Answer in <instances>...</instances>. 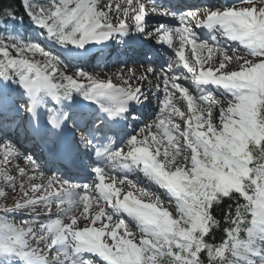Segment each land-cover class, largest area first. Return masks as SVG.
I'll return each mask as SVG.
<instances>
[{
  "label": "snow or ice",
  "instance_id": "6c2138e0",
  "mask_svg": "<svg viewBox=\"0 0 264 264\" xmlns=\"http://www.w3.org/2000/svg\"><path fill=\"white\" fill-rule=\"evenodd\" d=\"M244 2L249 7H235L204 14L189 13L187 23L199 26L206 17L209 27L219 25L229 38L251 48L252 53L249 56L255 57V60L245 59L244 56H228L226 50L198 44L191 37L189 26L179 29L180 46L176 51L179 63L195 78L229 90L235 97L227 114L221 109L222 130L217 131L211 123V114L220 103L217 99L212 95L203 98L206 105L204 111L207 113V118H204L187 90L175 80L163 75L161 80L166 89V99L159 120L153 124L163 134L158 139L156 136L150 138L144 135L142 130L141 140L137 138L130 140L126 145L127 151L122 149L115 154L117 157L130 159L142 165L146 174L178 199L180 202L178 218L173 219L169 211L158 201L144 202L133 192H128L121 200L120 190L115 188V179L105 188L106 175L101 169H96L98 185L91 187L85 185V193L76 198L74 203H79L83 197L85 203L81 215L84 219L90 220L91 225H95L105 216L108 223L101 224L100 228L86 225L79 229L74 227L78 223V218L70 216L71 222L67 224L56 219L38 225L42 234L37 238L35 230L28 226L33 223L31 221H22L21 225H16L0 220V264H4L2 257L9 256L18 257L27 264H49V256L41 254L43 251L39 247L41 244L51 254V264H56L60 257L52 254L53 249L65 246L69 241H75L80 248L98 254L108 264H202L201 253H206L209 258L216 260L223 259L229 252L237 255L242 247L247 250V246L239 238L246 214L251 213L253 218L254 227L248 230L250 238L254 236L255 228L264 230V87L261 86L264 83V0H260L259 5L257 0ZM126 3L132 5L133 0H126ZM112 11L111 5H108V11L100 10L96 0H59L53 11L31 9L29 15L40 27L46 29L51 37L62 34L63 39H57L60 43L65 44L67 41L68 44L83 48L91 41L107 40L112 32L127 28L123 20L118 26L113 25L109 17ZM151 12H155V9H151ZM123 15L125 17L129 15L128 8L123 9ZM132 15L135 24L141 26L146 17L144 4H139ZM158 42H167L171 45L172 35L165 32L159 37ZM189 45L194 59L185 55V49ZM9 47L15 49L17 56L21 58L17 59L10 55ZM34 47L37 45L15 43L9 45L0 42V76L17 75L33 97H38L42 92L54 95L61 88L64 95L83 89L89 99L108 98L113 101L115 109L108 108L105 111L114 117L119 111H123L125 99L135 100L141 92L140 87H132L128 80L124 81L123 86L118 87L111 81H99L83 71L77 72V76L79 80H86L87 84L78 82L74 77L57 76L58 69L54 65L50 67L39 61L24 58V54ZM40 51L49 55L38 46L37 52ZM205 52L208 53L207 56L204 55ZM217 52L223 53L219 68H205V64L210 62L212 55ZM234 58L241 62L239 70L224 72ZM148 71L153 73L154 69L149 67ZM57 78L66 80L67 83H54ZM180 100L187 101V111L192 113L191 116L186 118L185 113L176 106ZM174 115L185 120L187 125L185 130L181 131L180 125L173 123ZM236 130L244 134L243 139L237 138ZM202 131H207L208 135H203ZM173 132L176 133L175 136ZM248 133L252 135L249 136ZM236 145L243 150L242 154ZM3 149L4 155L0 158V165L13 162L9 161V156L14 155L11 146H3ZM185 150L192 154L191 167H186L185 164L169 172L167 166L157 159L161 155L175 159ZM18 170L21 178L27 176L24 168ZM31 170L35 175L27 177L30 181L43 178L38 167L32 165ZM222 177H227L231 182L230 188H225L219 183ZM7 179L15 185L14 177L9 175ZM120 182L123 183L124 180ZM127 183L132 188L136 187L134 183L129 181ZM55 184H59L63 191L71 187L57 181L56 178L48 179L46 185L31 183L28 186L30 191L41 194L27 200L25 205L18 206L37 204L38 201L50 200L59 195V192L51 191ZM93 190H97L107 204L117 205L145 226L146 236H143L139 244L133 242L134 236L122 220L112 224L113 217L106 214L102 206L94 217L89 218L90 207L99 203L95 197L90 201ZM233 193L239 194L247 203L237 209L235 218L231 213L228 214L227 222L230 225L226 230L228 239L220 246L214 247L205 240L210 229L218 226V222L210 214V209L213 204L230 197ZM24 195L27 196L28 193L24 192ZM205 209L207 211L203 212V217L206 221L201 222L202 210ZM120 229L125 231L118 236ZM104 236H110L113 244L102 242ZM31 239L37 240L36 247L31 244Z\"/></svg>",
  "mask_w": 264,
  "mask_h": 264
},
{
  "label": "trees",
  "instance_id": "16d2710c",
  "mask_svg": "<svg viewBox=\"0 0 264 264\" xmlns=\"http://www.w3.org/2000/svg\"><path fill=\"white\" fill-rule=\"evenodd\" d=\"M11 14L22 15L23 9L21 0H0V19L10 16ZM247 202L237 193H233L230 197L224 198L212 208V214L214 219L218 222V226H213L210 229L209 234L205 240L214 247L223 244L227 237V229L230 225L227 222L228 214L231 213L235 218L236 211L239 207H243ZM250 213L245 216V225H248ZM240 232V239L244 238L242 232ZM242 235V236H241ZM202 264H251L249 255L243 249L238 250L237 255H233L231 252L227 253L223 259L217 258L212 260L206 253H201Z\"/></svg>",
  "mask_w": 264,
  "mask_h": 264
},
{
  "label": "rangeland",
  "instance_id": "374dc122",
  "mask_svg": "<svg viewBox=\"0 0 264 264\" xmlns=\"http://www.w3.org/2000/svg\"><path fill=\"white\" fill-rule=\"evenodd\" d=\"M99 1L100 0H98V6H99V8L100 9H104V10H106V11H108V5H113V7H117V6H119V13H118V15H120L121 14V10H122V8H123V6H125L126 7V0H108L109 2H107L106 3V5L104 6V7H102V5L99 3ZM120 3V4H119ZM117 21H115L114 23H116ZM11 40H13V39H9L8 41H11ZM6 42V40H4V39H2L0 42H4V43H6V44H9V45H11V44H13V43H15V42H13V43H11V42ZM69 43V42H68ZM89 43H87L86 45H88ZM70 45H72V44H70ZM74 47H76V48H80V47H77V46H75V45H73ZM85 47V46H84ZM30 52H26L25 54H24V58H29V56L30 55H35V56H37L38 54H40V55H43L44 57H46L45 55H44V53L43 52H37V49H35L34 51H31V50H29ZM9 52H10V55H12L13 57H15V58H17V59H19V58H21L20 56H17V54H16V52H15V49H13V48H11V47H9ZM242 56H244V55H242ZM245 57V59H249L248 57H246V56H244ZM240 61L238 60V62L236 63V65H235V70H233L234 72L235 71H238L239 70V68H240ZM114 75V74H113ZM120 73L119 72H117V74H116V76H115V79L116 80H119L120 79ZM81 81V80H80ZM83 82H85V80L83 81ZM17 84L23 89V90H25V91H28L27 89H26V87L24 86V84L21 82V81H19V77H17ZM80 94V91H76L75 92V96H77V95H79ZM204 118H206V117H204ZM237 120L239 119L238 117L236 118ZM239 131V130H238ZM243 136H244V134L242 133V132H239V134L237 135V138L238 139H243ZM241 148H240V146L238 145V150H240ZM151 151V150H150ZM163 151V150H162ZM242 152V151H241ZM178 159V161L177 162H179V163H181V164H185V162L187 161V158H185V157H183V156H180V157H178L177 158ZM167 160H168V158H167ZM172 161H175V159H171ZM160 161H162L163 163H165V161H164V159L162 158V157H160ZM169 161V160H168ZM191 167V166H190ZM0 175H1V169H0ZM9 176V175H8ZM10 176H12V177H14L15 176V173H13V174H10ZM5 182H7V185H5V186H10L11 188H9V189H7L6 190V192L7 193H9L10 195H13V196H16V195H18V193L20 192H22V185H27V186H29L31 183H40V182H32V181H30L28 178H26L25 180H21L20 178H18V179H16V183H15V185H13L7 178H6V181ZM222 184V183H221ZM19 191V192H18ZM53 191V190H52ZM3 193H4V191H2ZM128 192H130V191H128ZM143 199H144V201H146V197H142ZM100 207V206H99ZM95 208H98L97 206L96 207H94L93 209H92V211H89V213H88V216H89V218H92L93 217V215H94V211H99V209H97V210H95ZM111 213V215H113V213L112 212H110ZM175 219H177V218H175ZM134 220H136V219H134ZM137 221V220H136ZM70 222V221H69ZM82 222V224H83V226L85 227L86 225H88V223H89V220L88 219H84L83 218V220L81 221ZM106 222V219H103V220H101V221H99V222H97V224H100V225H98V228H100V226H101V223H105ZM113 224V223H112ZM112 224H110L109 225V227H111L112 226ZM78 225V224H77ZM76 225V226H77ZM82 225H81V227H83ZM253 225H252V229H253ZM128 229H129V231L130 230H132V231H134L133 229H131V228H129V227H127ZM35 230V229H34ZM51 229H49V231H50ZM41 231V230H40ZM125 231V229H120V230H118V236L119 235H122L123 234V232ZM259 231H261V229H259V228H255L254 229V233L255 232H259ZM135 232V231H134ZM139 232V229L136 231V233H138ZM35 233H36V231H35ZM143 236H146V231H145V229H142V232L141 233H139V234H137V236H134V243H137V244H139V242H140V240L143 238ZM108 238H109V242H111V243H113V241L111 240V237L110 236H107ZM37 238H39L38 236H37ZM131 238V237H130ZM31 240H33V244H36L37 243V240H35V239H31ZM39 247L41 248V249H43V251H42V255H48L49 256V258H51V254L50 253H48V250L47 249H45L44 248V246H43V244H41V245H39ZM72 248L73 247V241H69L65 246H57L56 248H54L53 249V252H52V254H54V255H58L59 257H60V260H58L59 261V263L60 264H64L65 263V260H67V258L69 257V255H68V253H72V251L71 250H67V252H66V248L68 249V248ZM61 251H64L65 253L63 254ZM57 261V262H58ZM56 262V263H57Z\"/></svg>",
  "mask_w": 264,
  "mask_h": 264
},
{
  "label": "bare ground",
  "instance_id": "6f19581e",
  "mask_svg": "<svg viewBox=\"0 0 264 264\" xmlns=\"http://www.w3.org/2000/svg\"><path fill=\"white\" fill-rule=\"evenodd\" d=\"M107 2H108L107 0H102V4L107 3ZM114 19H118V17H115ZM155 79H156V84H157V82H158L159 80H158L157 78H155ZM145 83H148L149 86L153 87V84H151V80H146ZM152 83H155V82L152 81ZM132 87H133V86H132ZM141 92H142V89H141ZM105 99H108V98H105ZM23 168H28V166H27L26 163L23 164ZM58 185H59V184H58ZM67 185H69V186L72 187V184H67ZM68 192H70V194H72L71 191H68ZM82 192H84V191H81V193H82ZM153 193H155V192H154V191H153V192H151V191H147V192L144 193V194H146L145 196L147 197L148 195H149V196L153 195ZM61 196H62L63 201H65V200H64V193H61ZM70 198H71V201H70V202H72L73 204H75V206L72 207V208L70 209L72 215H75L78 219H81V218L83 217V216L81 215V213L83 212V206H84V203H85L84 199H83V202H84V203H81V201H82L81 199H80V202H79V203H74V201H75L76 198H78V197H76V196H73V197H72V196H71ZM90 201H91V197H90ZM94 205H95V204H93V205L90 207L89 211L92 210V208L94 207Z\"/></svg>",
  "mask_w": 264,
  "mask_h": 264
},
{
  "label": "clouds",
  "instance_id": "9594fccd",
  "mask_svg": "<svg viewBox=\"0 0 264 264\" xmlns=\"http://www.w3.org/2000/svg\"><path fill=\"white\" fill-rule=\"evenodd\" d=\"M161 215H162V213H161Z\"/></svg>",
  "mask_w": 264,
  "mask_h": 264
}]
</instances>
